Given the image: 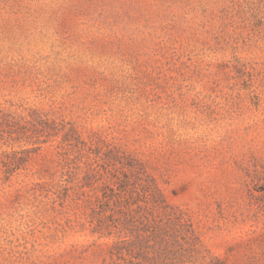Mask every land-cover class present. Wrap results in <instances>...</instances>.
<instances>
[{
    "label": "rangeland",
    "instance_id": "obj_1",
    "mask_svg": "<svg viewBox=\"0 0 264 264\" xmlns=\"http://www.w3.org/2000/svg\"><path fill=\"white\" fill-rule=\"evenodd\" d=\"M142 188L264 264V0H0V264H131Z\"/></svg>",
    "mask_w": 264,
    "mask_h": 264
},
{
    "label": "trees",
    "instance_id": "obj_2",
    "mask_svg": "<svg viewBox=\"0 0 264 264\" xmlns=\"http://www.w3.org/2000/svg\"><path fill=\"white\" fill-rule=\"evenodd\" d=\"M113 178L111 184L104 185L101 201L107 206L113 204L114 208L116 206L123 209L135 199L132 196L135 185L129 182L127 173L122 175L116 173ZM142 190L145 191L143 198L140 199L143 203L138 205L143 211L140 217L142 226L136 232L132 242L133 248L129 250V254L132 255L128 261L131 264H182L184 262L200 264L195 259V254L198 252L195 245H187L184 248L185 245H170L169 242L172 236L171 229L191 225L188 222L189 219L184 216V212L161 199L160 192L146 195V189L142 188ZM110 226L122 230L121 223L116 218L111 223L105 224V228ZM106 232L110 234L111 231L109 229ZM116 248L120 258L125 260L122 253L123 247Z\"/></svg>",
    "mask_w": 264,
    "mask_h": 264
}]
</instances>
